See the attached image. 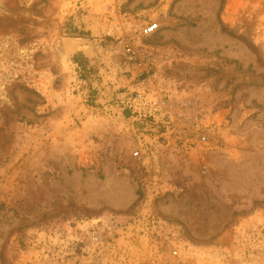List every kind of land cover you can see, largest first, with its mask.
I'll list each match as a JSON object with an SVG mask.
<instances>
[{
    "label": "rangeland",
    "instance_id": "1",
    "mask_svg": "<svg viewBox=\"0 0 264 264\" xmlns=\"http://www.w3.org/2000/svg\"><path fill=\"white\" fill-rule=\"evenodd\" d=\"M0 264H264V0H0Z\"/></svg>",
    "mask_w": 264,
    "mask_h": 264
},
{
    "label": "built area",
    "instance_id": "2",
    "mask_svg": "<svg viewBox=\"0 0 264 264\" xmlns=\"http://www.w3.org/2000/svg\"><path fill=\"white\" fill-rule=\"evenodd\" d=\"M155 28H156L155 25H152V26L147 28V32L152 33L155 31ZM140 96H142V95H140ZM166 108H167L166 99H161L160 101L154 102L153 104L150 105L151 114L160 113L163 110H165Z\"/></svg>",
    "mask_w": 264,
    "mask_h": 264
},
{
    "label": "bare ground",
    "instance_id": "3",
    "mask_svg": "<svg viewBox=\"0 0 264 264\" xmlns=\"http://www.w3.org/2000/svg\"><path fill=\"white\" fill-rule=\"evenodd\" d=\"M77 39H78V38H77ZM79 42H80V41H79ZM79 42H78V43H79ZM82 45H83V44H82ZM82 45H81V46H82ZM78 46H79V45H78Z\"/></svg>",
    "mask_w": 264,
    "mask_h": 264
}]
</instances>
